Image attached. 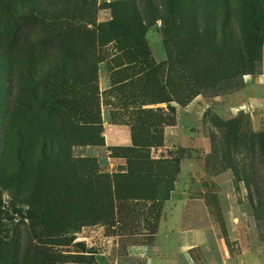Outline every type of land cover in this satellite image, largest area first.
<instances>
[{
	"label": "rangeland",
	"instance_id": "rangeland-1",
	"mask_svg": "<svg viewBox=\"0 0 264 264\" xmlns=\"http://www.w3.org/2000/svg\"><path fill=\"white\" fill-rule=\"evenodd\" d=\"M230 4L228 34L264 31V0ZM184 6L0 0V264H150L171 197L172 233L211 234L185 264L264 254V47L242 67L163 35Z\"/></svg>",
	"mask_w": 264,
	"mask_h": 264
},
{
	"label": "trees",
	"instance_id": "trees-1",
	"mask_svg": "<svg viewBox=\"0 0 264 264\" xmlns=\"http://www.w3.org/2000/svg\"><path fill=\"white\" fill-rule=\"evenodd\" d=\"M184 9L172 11L169 15L158 17L163 23V35L169 36L176 27H186L193 34L194 40L206 42L211 51L219 56L230 54L237 66H251L261 47H264V31L249 27L243 39H236L232 33L227 32L228 16L231 12L230 0H183ZM137 16V15H136ZM229 31V30H228ZM122 34L137 43L136 29L122 28ZM184 84L188 75L181 74ZM197 81L200 78H195Z\"/></svg>",
	"mask_w": 264,
	"mask_h": 264
},
{
	"label": "crops",
	"instance_id": "crops-1",
	"mask_svg": "<svg viewBox=\"0 0 264 264\" xmlns=\"http://www.w3.org/2000/svg\"><path fill=\"white\" fill-rule=\"evenodd\" d=\"M107 140V144L110 146L127 145L129 143V131L127 130V126H111ZM178 202L179 201L173 199V197L165 202V207L168 211L167 214L165 213L161 218L159 232L157 233V238L163 240L164 244H157V251L149 258L150 264H158L157 260L159 258L166 259L163 257L164 255H170L169 259H171L170 262H173V264H185L189 249L197 247L201 250L202 246L207 245V238L211 236L208 232L188 233L187 231L180 233L176 230V233H172L180 222L179 214L181 205ZM174 214L177 215H175L177 224L171 225V219L174 217ZM170 234L172 237H170ZM168 241H171V243ZM216 253L220 255L221 264H264V254H262L259 248H252L250 250L242 249L241 252L239 251L234 254L227 249L221 248L217 250ZM167 260H165L166 264ZM205 264L209 263L205 262Z\"/></svg>",
	"mask_w": 264,
	"mask_h": 264
}]
</instances>
